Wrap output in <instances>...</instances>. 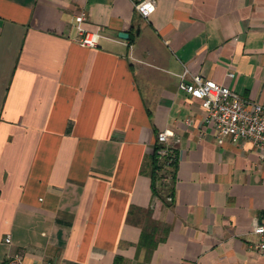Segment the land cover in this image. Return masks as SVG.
Returning a JSON list of instances; mask_svg holds the SVG:
<instances>
[{"label":"crops","instance_id":"1","mask_svg":"<svg viewBox=\"0 0 264 264\" xmlns=\"http://www.w3.org/2000/svg\"><path fill=\"white\" fill-rule=\"evenodd\" d=\"M185 68L264 105V0H156L148 18L132 0H0V264H264V161L216 137ZM164 130L176 164L153 184Z\"/></svg>","mask_w":264,"mask_h":264},{"label":"built area","instance_id":"2","mask_svg":"<svg viewBox=\"0 0 264 264\" xmlns=\"http://www.w3.org/2000/svg\"><path fill=\"white\" fill-rule=\"evenodd\" d=\"M132 1L135 10L143 18H148L156 6V0ZM86 18L85 11L75 16L76 29L80 36L78 43L83 47L96 48L104 36L100 28L96 31L85 29L83 23ZM228 77H234V73H228ZM178 88L200 102L205 111V122L214 127L217 138H228L232 142L239 139L250 140L259 150L264 161V105L245 99L230 87L214 80L190 74L187 68L180 74ZM170 135L171 132L167 130L157 135L159 146L157 154L164 162L163 168H172L175 162V153L167 145ZM252 233L258 239L251 248L264 258V214L262 222L253 228ZM5 242L10 243L9 235L6 236ZM8 264H24L23 254L15 252L9 257Z\"/></svg>","mask_w":264,"mask_h":264},{"label":"trees","instance_id":"3","mask_svg":"<svg viewBox=\"0 0 264 264\" xmlns=\"http://www.w3.org/2000/svg\"><path fill=\"white\" fill-rule=\"evenodd\" d=\"M158 144L155 145L153 154H152V182L153 184L158 179V172L163 166L162 160L159 158V155L157 154L158 151ZM176 164V156H175V162H173V167ZM173 177V174H170ZM154 186V185H153ZM155 194H157L156 189L154 190ZM164 237L159 236L157 229L150 230H143L139 239V242L137 244V252H140L142 250L145 251V261H147L154 249L157 247L158 243L162 241ZM113 264H125V259L121 256H116L114 259Z\"/></svg>","mask_w":264,"mask_h":264},{"label":"water","instance_id":"4","mask_svg":"<svg viewBox=\"0 0 264 264\" xmlns=\"http://www.w3.org/2000/svg\"><path fill=\"white\" fill-rule=\"evenodd\" d=\"M119 37L122 38V39H127L128 38V34L125 33V32H120L119 33Z\"/></svg>","mask_w":264,"mask_h":264}]
</instances>
